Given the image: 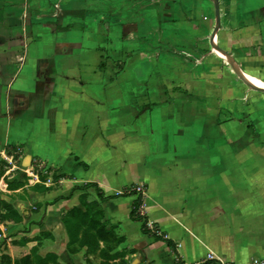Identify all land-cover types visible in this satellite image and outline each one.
<instances>
[{"label":"crops","instance_id":"1","mask_svg":"<svg viewBox=\"0 0 264 264\" xmlns=\"http://www.w3.org/2000/svg\"><path fill=\"white\" fill-rule=\"evenodd\" d=\"M216 1L217 29L215 0H0V264H94L121 249L127 264L264 261V0ZM91 85L115 91L103 137L149 133L139 180L98 186H142L141 211L173 248L129 230L137 192L101 201L53 153L87 163L45 148Z\"/></svg>","mask_w":264,"mask_h":264},{"label":"rangeland","instance_id":"2","mask_svg":"<svg viewBox=\"0 0 264 264\" xmlns=\"http://www.w3.org/2000/svg\"><path fill=\"white\" fill-rule=\"evenodd\" d=\"M144 64V62H141V70H144ZM114 96L115 91H112V89L107 87L106 90H102L96 85H91L89 89L76 93L73 95L69 109L66 110L65 121L63 115H58L61 118L57 121V126L61 121L63 129L54 131L52 135L54 137L51 140H43L45 148L49 152L54 151L57 147H62V150L65 151L69 148L73 154L78 155L80 160L89 165L88 170L85 169L83 164L73 162V157L67 153L60 157L53 153V156L62 161L66 166V170L74 174L78 181L81 178L84 181H95L100 187L104 185L106 192L121 190L124 185L139 180L144 162L147 161V157L142 156L141 151L147 148L146 139L149 137V133L143 128L140 130V137L131 128L127 129L126 125L121 127L122 130L117 128L116 132H113L114 135H111V133L106 135L103 132L105 135L103 137L98 131V112H105L104 106L108 102H112ZM129 110L127 109V111ZM111 126L119 127L118 121H115ZM82 128L86 130L84 136L78 133V130ZM48 132H45V134ZM124 133L127 134V137L124 136ZM155 137L160 138L159 136ZM0 164H3V162H0ZM42 168L44 169V167ZM39 175L44 178L46 170L40 171ZM139 187L143 191V187ZM133 189L135 188L129 185L123 191L129 192ZM91 191L96 195L94 189H91ZM92 198L91 196L87 198L89 202L86 207L88 227L94 231L101 229V235H103L105 228L99 222L101 211L96 200ZM127 209L128 207H125V217L127 216ZM129 223L131 224L129 230L132 234L134 236L140 235L139 222L130 221ZM158 243L163 245L160 240H158ZM169 252V260L173 261L174 255L171 250ZM105 254L100 257L99 261H94V264H127L124 249L117 250L112 254L109 253L107 256Z\"/></svg>","mask_w":264,"mask_h":264},{"label":"trees","instance_id":"3","mask_svg":"<svg viewBox=\"0 0 264 264\" xmlns=\"http://www.w3.org/2000/svg\"><path fill=\"white\" fill-rule=\"evenodd\" d=\"M89 186L94 188L98 199L101 201L105 200L107 198H115L118 196L136 193L135 190H132L129 192L123 191L122 193L104 196L102 193V189L98 186V184L96 182H88V183L84 184V187H89ZM142 203H143V195L141 192H139V193L137 192V195L135 196V198L131 202L129 217L132 220L138 221L140 223V230L143 233L148 234L150 236H153L156 240H163L166 242V244L168 246L173 248L172 241L170 239L166 238L164 235H162L155 226L148 223L146 216L141 211ZM2 206L4 209L7 210L8 214L12 211L7 204H3ZM99 231L101 232V229H97L96 232L99 234ZM211 262H212L211 260H206L203 264H210ZM177 263L180 264L179 262H177ZM20 264H32V262H31L29 256H26V257L22 258Z\"/></svg>","mask_w":264,"mask_h":264},{"label":"built area","instance_id":"4","mask_svg":"<svg viewBox=\"0 0 264 264\" xmlns=\"http://www.w3.org/2000/svg\"><path fill=\"white\" fill-rule=\"evenodd\" d=\"M135 191L136 192H142V189H141V187L137 186L135 188ZM206 260H208V259H206ZM205 261H202V262L196 263V264H203ZM213 264H229V263H227V262H221V261H216ZM250 264H264V261H262V260H253Z\"/></svg>","mask_w":264,"mask_h":264},{"label":"water","instance_id":"5","mask_svg":"<svg viewBox=\"0 0 264 264\" xmlns=\"http://www.w3.org/2000/svg\"><path fill=\"white\" fill-rule=\"evenodd\" d=\"M214 7H215V15H216V19H217L215 29H217L218 24H219V15H218V2L216 0L214 2Z\"/></svg>","mask_w":264,"mask_h":264},{"label":"bare ground","instance_id":"6","mask_svg":"<svg viewBox=\"0 0 264 264\" xmlns=\"http://www.w3.org/2000/svg\"><path fill=\"white\" fill-rule=\"evenodd\" d=\"M247 79L250 80V81H253V83H255L254 81L256 80L255 78L252 79V78H250V77H248V76H247ZM254 79H255V80H254ZM256 81L259 82V83H261V82L258 81V80H256ZM255 84H256V83H255Z\"/></svg>","mask_w":264,"mask_h":264}]
</instances>
